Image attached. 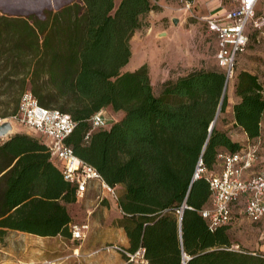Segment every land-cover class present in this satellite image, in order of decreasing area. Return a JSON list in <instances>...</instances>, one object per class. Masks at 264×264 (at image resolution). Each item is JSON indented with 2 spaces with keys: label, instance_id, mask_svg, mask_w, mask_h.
Segmentation results:
<instances>
[{
  "label": "trees",
  "instance_id": "trees-1",
  "mask_svg": "<svg viewBox=\"0 0 264 264\" xmlns=\"http://www.w3.org/2000/svg\"><path fill=\"white\" fill-rule=\"evenodd\" d=\"M262 6L256 15H264ZM159 8L154 0H70L57 8L0 14L1 68L7 69L0 77L3 116L16 111L27 88L40 104L70 113L76 125L66 142L107 183L122 185L118 225L128 249L145 247L147 264H182L183 253L185 264H264V254L232 241L229 228L242 213V201L232 205L229 222L210 229L201 209L211 189L205 174L193 178L200 159L216 170L219 152L237 151L261 133L264 84L252 71L235 72V62L264 26L247 27L231 76L214 52L215 65L168 77L155 92L146 63L121 68L131 55L132 34ZM233 77L232 122L246 143L215 122L227 106L226 84ZM107 107L122 115L92 129L85 141L89 117ZM75 190L38 136L7 135L0 142V240L9 229L70 236L68 203L75 201ZM182 203L179 216L175 209Z\"/></svg>",
  "mask_w": 264,
  "mask_h": 264
},
{
  "label": "rangeland",
  "instance_id": "rangeland-1",
  "mask_svg": "<svg viewBox=\"0 0 264 264\" xmlns=\"http://www.w3.org/2000/svg\"><path fill=\"white\" fill-rule=\"evenodd\" d=\"M70 0H0V14H24L30 10H40L42 7L57 8ZM119 0H115V4ZM159 9L150 10L143 18V24L134 31L130 38L131 55L122 66L121 71L133 70L142 63L148 66V72L155 92H159L161 82L168 77H175L192 67H211L215 65V44L213 36L205 29L203 16L213 14L208 3L212 0H196L190 9L183 7L181 0H154ZM224 5H230V0H214ZM260 10L264 11V6ZM176 17L177 21L173 18ZM0 59V77L7 69H2ZM247 69L256 73L264 84V28L256 32L250 39L247 48L238 55L235 62V72ZM234 77L226 84L227 106L219 111L216 124L227 131L234 139L246 143L242 130L233 124L232 104L236 99L233 91ZM29 87V85H27ZM0 95V100L5 99ZM5 104L0 105V117H4ZM110 121L118 119L122 111L106 108ZM16 131H25L20 124H15L8 135ZM264 167V145L259 151V157L254 169ZM118 191V190H117ZM82 206L78 203H68V210L73 221L83 222L80 213ZM122 214L121 210L113 209L107 220L111 222V236L117 234V225ZM107 222V221H106ZM107 222V223H108ZM229 231L236 248L264 254V217L253 221L243 213H238L230 224ZM72 241L57 236H41L25 231L9 229L0 240V264H92L88 256L72 254ZM110 264H125L124 256L117 251L104 252V258Z\"/></svg>",
  "mask_w": 264,
  "mask_h": 264
},
{
  "label": "built area",
  "instance_id": "built-area-1",
  "mask_svg": "<svg viewBox=\"0 0 264 264\" xmlns=\"http://www.w3.org/2000/svg\"><path fill=\"white\" fill-rule=\"evenodd\" d=\"M181 1L184 8H192L190 0ZM259 4L264 5V0H237L224 14L203 16L207 31L215 35V58L225 69L227 77L232 74L236 54L242 51L247 43V27L264 26V15H256ZM105 111L106 108H101L91 114V127L83 136L85 141L89 139L92 129L111 122ZM5 120L10 121L13 128L15 124H20L25 131L38 136L47 145L50 159L60 167L63 177L75 185L76 196H83L88 183L96 180L100 188L97 199L102 200L105 194H109L118 204L119 193L116 186L107 183L97 169L76 155L71 145L66 142L67 136L76 125L70 113L40 104L33 92L27 88L20 95L16 111L0 117V123ZM7 135H0V142ZM263 145L264 124L261 133L241 149L219 152L216 170H208L201 159L197 162L193 178L205 174L211 189L210 202L201 209L210 229L229 222L232 205L240 201L241 211L248 219L257 221L264 217V167L257 170L253 168ZM185 206L186 204L182 203L175 209L179 216ZM87 227L86 222H71V236L83 237ZM104 248L119 250L129 261L147 264L145 247L142 245L131 250L117 243H107ZM186 258L188 256L183 253L182 264H185Z\"/></svg>",
  "mask_w": 264,
  "mask_h": 264
},
{
  "label": "crops",
  "instance_id": "crops-1",
  "mask_svg": "<svg viewBox=\"0 0 264 264\" xmlns=\"http://www.w3.org/2000/svg\"><path fill=\"white\" fill-rule=\"evenodd\" d=\"M192 6H195L196 0H190ZM237 3V0H230V5H224L222 2L218 1L217 3L214 0L211 3H208L210 7V11L213 14H224L227 12L231 7H233ZM206 33L209 36H213L214 44L216 48V40L215 35L210 33L205 29ZM27 131V130H26ZM28 132V131H27ZM122 185H117L116 189L118 192L121 191ZM99 184L96 180H91L86 190L84 191L83 196H76L75 201L73 203H79L81 208V215L83 217V222L88 224V227L85 229V234L81 238H74L71 236H63L70 241H72L71 249L72 254H79L80 250H83V255L88 256L89 260L92 264H110L106 260L100 261V259L104 258V252L110 251H117L121 253L124 258L125 264H143L136 261H129L127 260L126 256L116 249H105L104 245L107 243H117L121 246L127 247L128 246V237L125 233V230L122 226L117 225V234L111 236V222L107 220L108 215H110L111 210L116 209L120 210L117 202L109 195L105 194L102 200L97 199V195L99 193ZM122 216V214L118 215ZM108 223H107V222ZM72 222H77L73 221ZM79 222V223H83ZM21 231V230H20ZM26 232V231H25ZM30 233V232H29ZM35 234V233H34ZM39 235V234H38ZM56 235H41V236H57ZM40 264H44V261Z\"/></svg>",
  "mask_w": 264,
  "mask_h": 264
},
{
  "label": "water",
  "instance_id": "water-1",
  "mask_svg": "<svg viewBox=\"0 0 264 264\" xmlns=\"http://www.w3.org/2000/svg\"><path fill=\"white\" fill-rule=\"evenodd\" d=\"M173 20L174 21H177V18L174 17ZM218 109H219V107H218ZM218 109H217V112H218ZM217 112H216V114H217ZM214 120L211 122L209 129L213 125ZM12 129H13V126H12V124H11L10 121L5 120V121H3V122L0 123V135H6V134H8V133H10L12 131Z\"/></svg>",
  "mask_w": 264,
  "mask_h": 264
}]
</instances>
